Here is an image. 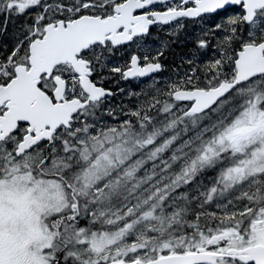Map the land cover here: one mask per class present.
<instances>
[{
    "label": "snow or ice",
    "instance_id": "6c2138e0",
    "mask_svg": "<svg viewBox=\"0 0 264 264\" xmlns=\"http://www.w3.org/2000/svg\"><path fill=\"white\" fill-rule=\"evenodd\" d=\"M0 264H264V0H0Z\"/></svg>",
    "mask_w": 264,
    "mask_h": 264
}]
</instances>
